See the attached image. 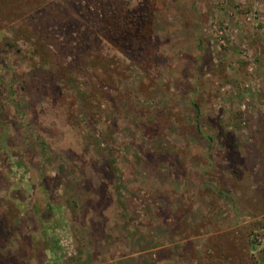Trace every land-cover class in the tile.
<instances>
[{
    "label": "rangeland",
    "instance_id": "1",
    "mask_svg": "<svg viewBox=\"0 0 264 264\" xmlns=\"http://www.w3.org/2000/svg\"><path fill=\"white\" fill-rule=\"evenodd\" d=\"M7 1L0 212L32 238L0 264H208L252 221L264 250V0Z\"/></svg>",
    "mask_w": 264,
    "mask_h": 264
},
{
    "label": "trees",
    "instance_id": "2",
    "mask_svg": "<svg viewBox=\"0 0 264 264\" xmlns=\"http://www.w3.org/2000/svg\"><path fill=\"white\" fill-rule=\"evenodd\" d=\"M43 1L45 0H9L6 2V6L10 7L12 9V12H15V9H17V5L20 4V9H28L27 11H31V10H37V12H41L44 11L45 8L43 7V9H40V6L43 5ZM74 6H77L78 4H76V2H72ZM36 13L37 18H41L40 14ZM90 13V12H89ZM42 15V14H41ZM51 15V14H50ZM78 21H74L73 20H66L64 24H62V26H64V30L66 29H73L76 25H77ZM58 25H60L59 21H57ZM44 26V25H42ZM24 30H26V28H22ZM27 34V32H26ZM29 36L26 35V40L28 41ZM42 43H39L37 45V47L35 46L33 49V52H37L43 56L46 57V50L44 45ZM14 162H12L11 164L5 163V168L9 169V166L13 165ZM17 165V164H16ZM210 189L212 191H218V192H222L221 194H223L224 192H226L225 190H218L217 187H215L214 185H209ZM19 207H22L21 204H19V206L17 207V209L14 208H8L7 210H1V215H0V251L6 247H10V245L12 244L13 241V245H17L14 246L15 247V254H18L21 252V250H19L18 248V243L19 240H27V238L30 240L31 235L28 232H21V225L20 219H19ZM18 210V211H17ZM264 220V218L262 219ZM256 221H252V222H247L242 226H237L236 228H233L232 230L229 231H225V232H216L212 235H209L208 237V252H207V256L208 257H212V259L216 258V262L215 261H210L208 264H264V254L262 255H257L256 254V250L258 252L259 250V244L257 242V238H256V232H255V228L257 226ZM260 224V222L258 223ZM264 227V226H263ZM243 234V238L240 237V235ZM240 237V238H239ZM31 245L28 242V255L26 258L28 260L22 261L19 260V264H30V260H31V251H32V241H30ZM232 244L233 247L235 246H239L241 247V249L243 250L246 247V251L247 254L243 257V255L241 256V258L239 257H235L230 256V255H226L223 256L224 254V250L220 251L219 249L223 248L226 249L228 246V244ZM61 241H59V239L57 240V238L53 241V248L55 249H60L61 248ZM221 246V247H220ZM20 251V252H19ZM47 251V250H46ZM262 251L264 252V250H259V252ZM219 255V256H217ZM33 256V254H32ZM45 257L47 258L48 256L45 255ZM17 258H15L16 260ZM14 260V261H15ZM1 261V260H0ZM1 263V262H0ZM16 263L18 264L17 260ZM49 262L46 263L42 261V264H48Z\"/></svg>",
    "mask_w": 264,
    "mask_h": 264
}]
</instances>
